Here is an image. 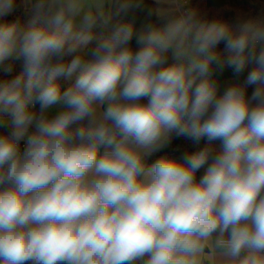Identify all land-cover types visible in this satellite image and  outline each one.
Wrapping results in <instances>:
<instances>
[{"label":"clouds","instance_id":"clouds-1","mask_svg":"<svg viewBox=\"0 0 264 264\" xmlns=\"http://www.w3.org/2000/svg\"><path fill=\"white\" fill-rule=\"evenodd\" d=\"M141 5L23 0L26 26L0 23V71L20 68L0 82V264H264V25L186 10L137 32ZM225 66L250 70L220 92ZM174 135L209 143L147 166Z\"/></svg>","mask_w":264,"mask_h":264},{"label":"trees","instance_id":"trees-1","mask_svg":"<svg viewBox=\"0 0 264 264\" xmlns=\"http://www.w3.org/2000/svg\"><path fill=\"white\" fill-rule=\"evenodd\" d=\"M17 8L16 10L4 17L0 18V23H12L18 22L22 27L26 26L29 16L25 14V9L23 7V0H16ZM161 7L157 2L152 0H142V5L140 8H133L129 11L128 15L123 17L125 22H132L135 26L137 32L142 30V28L148 24L152 23L156 26H160V20L157 16V11ZM193 10L198 12L200 17L205 20H215L219 19L229 26L235 28L237 22H249L254 25H264V0H189V6L183 9ZM149 11L153 13V15L149 16ZM180 16L178 12L169 14L165 16L168 19L175 18ZM95 41H93L89 47H93ZM131 46L133 48L136 47L135 36L131 41ZM218 51L221 54V58L224 59L228 55L224 51V45L221 43L218 45ZM249 69H246L244 73H242L239 77H235L233 75V70L230 67L225 66L223 72L219 70L214 71V79L217 80L220 88V92L231 83H242L246 77ZM20 71L19 69H14L12 73L5 74L0 71V82L4 80H8L14 78L16 74ZM74 82V78L71 81H66L63 77L60 78V83L63 88H66L70 85V83ZM255 85L248 86L246 89L247 95L251 96L252 92L255 89ZM39 109V105H36V110ZM51 118V116H49ZM75 127V125H74ZM8 128L0 129V134H4L8 131ZM32 129H30L31 131ZM207 138H202L198 143L194 142L185 137H176L173 136L168 147L151 156L147 161V166H150L155 160L161 157H167L169 159L181 160L182 157L187 154L191 155L205 146L208 145ZM211 146L215 151H219L222 147V142L220 140H214L211 142ZM101 152L104 151L102 147L100 149ZM211 161L208 164H205L201 169H199L196 173L197 181L203 176L206 171V168L209 166Z\"/></svg>","mask_w":264,"mask_h":264},{"label":"crops","instance_id":"crops-1","mask_svg":"<svg viewBox=\"0 0 264 264\" xmlns=\"http://www.w3.org/2000/svg\"><path fill=\"white\" fill-rule=\"evenodd\" d=\"M152 1H155L159 5H161V7L157 11L158 17H165L169 14L177 12L174 0H152ZM73 78H75V77H73ZM3 128H6V127H3ZM0 129H2V128H0ZM167 147H168V145H166L161 151L165 150ZM155 154H157V153H155ZM155 154H153V155H155Z\"/></svg>","mask_w":264,"mask_h":264},{"label":"built area","instance_id":"built-area-1","mask_svg":"<svg viewBox=\"0 0 264 264\" xmlns=\"http://www.w3.org/2000/svg\"><path fill=\"white\" fill-rule=\"evenodd\" d=\"M177 12L182 15L183 9L189 6V0H174ZM102 153V152H101Z\"/></svg>","mask_w":264,"mask_h":264},{"label":"rangeland","instance_id":"rangeland-1","mask_svg":"<svg viewBox=\"0 0 264 264\" xmlns=\"http://www.w3.org/2000/svg\"><path fill=\"white\" fill-rule=\"evenodd\" d=\"M176 7V6H175ZM14 69H19V66H18V62H17V67H15ZM75 79V78H74ZM55 109L54 110H52L50 113H49V116H53V115H55ZM0 128H3V127H0Z\"/></svg>","mask_w":264,"mask_h":264}]
</instances>
